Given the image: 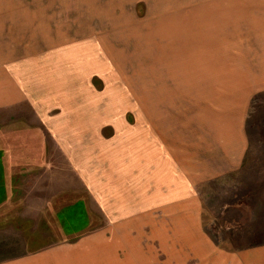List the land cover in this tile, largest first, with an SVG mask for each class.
Returning a JSON list of instances; mask_svg holds the SVG:
<instances>
[{"label":"rangeland","instance_id":"obj_1","mask_svg":"<svg viewBox=\"0 0 264 264\" xmlns=\"http://www.w3.org/2000/svg\"><path fill=\"white\" fill-rule=\"evenodd\" d=\"M256 14L262 15V9L260 3L255 10L254 0H0V25L7 28L0 32V45L7 41L8 51L10 43L2 38L11 36L14 47L27 50L21 63L30 62L35 46L67 53L96 42L103 50L96 48L98 54L109 61L113 54L116 58L115 67L109 62L113 75L106 76L113 81L106 84L118 78L124 88L130 86L133 101L142 99L150 80L151 93L162 95L164 108L182 112L183 135L191 138L183 146L191 150L183 160L184 188L195 183L194 191H184L183 213L162 215L166 230H155L154 236L125 231L132 216L118 215L115 221L125 237L149 239L155 250L151 264H232V254L242 251L253 263L264 264V44L255 38L262 34L256 27L264 28V20ZM74 58L72 54V62ZM168 72L175 79L165 76ZM92 81L98 91L105 89L103 77L93 76ZM124 95L106 102L104 112L127 106L130 123L142 121V102L123 104ZM14 106H0V148L8 149L6 159L20 156L23 147L46 146L45 129L26 112L31 111L28 103ZM118 127L126 137L121 132L128 126ZM114 132L111 124L103 127L104 135ZM140 133L136 127L126 140L132 157L141 154V139L133 140ZM35 154L42 159L44 152ZM110 154L121 155L118 150ZM212 168L215 175L205 178ZM21 169L10 168L13 175ZM153 215L150 221L134 215L140 217L134 223L144 222L148 230L158 222L159 215ZM37 216L40 223L30 232L25 218L0 212V257L60 236L45 228L46 214ZM160 250H166L165 263L157 261Z\"/></svg>","mask_w":264,"mask_h":264},{"label":"crops","instance_id":"obj_2","mask_svg":"<svg viewBox=\"0 0 264 264\" xmlns=\"http://www.w3.org/2000/svg\"><path fill=\"white\" fill-rule=\"evenodd\" d=\"M254 1L255 10L261 3L262 15L256 16L263 21L264 0ZM5 29V25H0V32ZM256 32H262L255 38L264 44V28L257 26ZM2 39L9 41L10 48L7 51V41L1 40L0 106H18L26 101L31 108L26 112L45 129L46 146L23 147L22 154L15 159H6L8 149L0 148V212L25 218L30 232L40 223V216L35 215L46 214L49 225L45 228L56 230L60 236L43 238L32 248L0 257V264H151L155 250L149 239L125 237L115 221L118 215L132 216L131 226L124 225L125 231H147L154 236L155 230H166L162 215L183 213L184 191H194L195 183L191 181L190 187L184 188L183 160L191 150L183 146L191 138L183 135L182 112L166 110L162 95L151 93L150 80L143 86L142 99L135 100L133 95V101L128 98L130 86L124 88L125 83L118 78L106 84V76L113 75L109 62L115 67L116 58L113 54L109 61L108 56L98 54L96 48L103 50L96 42L91 47H71L67 53L55 50L54 46L43 47L46 50L35 46L29 55L30 62L21 63L27 50L14 47L11 36ZM72 54L76 57L74 63L70 59ZM96 75L105 79V89L101 91L92 81ZM165 76L176 77L169 72ZM129 84L133 87L132 82ZM121 94H126L123 104L142 102V121L130 123L127 106L104 112L105 103ZM112 102L117 105L118 100ZM110 124L115 130L112 137L103 133V127ZM122 124L128 126L121 132L126 137L119 133L118 126ZM136 127L141 135L133 140L141 139L142 150L132 157L126 140L131 139ZM40 150L44 160L35 154ZM115 150L120 157L109 155ZM12 167L23 169L18 170L19 175H13ZM214 175L212 168L204 176ZM153 214L159 215L158 222H153L148 230L143 227L144 222L134 223L139 216H147L150 221ZM134 215L139 216L133 219ZM159 254L157 261L165 263L166 250ZM246 255V251L232 254V264H255Z\"/></svg>","mask_w":264,"mask_h":264}]
</instances>
